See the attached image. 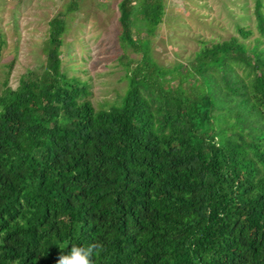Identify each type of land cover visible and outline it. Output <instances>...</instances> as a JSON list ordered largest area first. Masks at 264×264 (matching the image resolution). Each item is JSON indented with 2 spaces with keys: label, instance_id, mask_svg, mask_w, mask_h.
I'll return each instance as SVG.
<instances>
[{
  "label": "trees",
  "instance_id": "obj_1",
  "mask_svg": "<svg viewBox=\"0 0 264 264\" xmlns=\"http://www.w3.org/2000/svg\"><path fill=\"white\" fill-rule=\"evenodd\" d=\"M258 38L203 46L167 88L147 46L117 107L96 111L61 71L66 24L49 22L44 67L0 94V264H264V10ZM147 35L161 0H122ZM244 40L252 30L237 28Z\"/></svg>",
  "mask_w": 264,
  "mask_h": 264
},
{
  "label": "rangeland",
  "instance_id": "obj_2",
  "mask_svg": "<svg viewBox=\"0 0 264 264\" xmlns=\"http://www.w3.org/2000/svg\"><path fill=\"white\" fill-rule=\"evenodd\" d=\"M121 1L0 0V94L16 89L22 76L44 67L42 47L55 17L66 24L61 71L87 85L88 100L96 111L121 104L129 88L127 76L140 64L145 44L151 62L166 73L167 88L204 45L235 37L252 48L259 36L253 12L256 0H161L162 20L152 35L132 17L133 44H122ZM238 27L252 30V35L242 40Z\"/></svg>",
  "mask_w": 264,
  "mask_h": 264
},
{
  "label": "clouds",
  "instance_id": "obj_3",
  "mask_svg": "<svg viewBox=\"0 0 264 264\" xmlns=\"http://www.w3.org/2000/svg\"><path fill=\"white\" fill-rule=\"evenodd\" d=\"M103 246L99 243H93L87 247H78L73 245L67 255H60L56 264H93L92 257L99 256Z\"/></svg>",
  "mask_w": 264,
  "mask_h": 264
}]
</instances>
